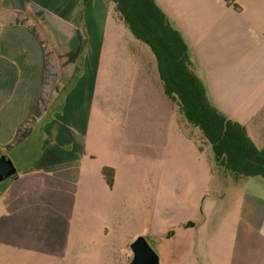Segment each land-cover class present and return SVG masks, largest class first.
Masks as SVG:
<instances>
[{"label": "crops", "instance_id": "obj_1", "mask_svg": "<svg viewBox=\"0 0 264 264\" xmlns=\"http://www.w3.org/2000/svg\"><path fill=\"white\" fill-rule=\"evenodd\" d=\"M154 1L182 36L194 73L193 50L204 53L210 103L242 125L264 154V0H188L182 12L169 0ZM118 19L109 0L84 6L81 0H0V157L12 153L20 165L0 189V264L23 258L111 264L100 244H87L91 230L89 224L86 233L84 220L93 212L112 220L117 209L110 196L115 171L109 186L102 175L109 167L97 168L90 154L97 134L90 128L97 118L93 109L100 104L97 74L119 78L138 68L163 94L154 56L146 45L148 50L134 44ZM163 96L172 119L178 109ZM196 148L203 153L201 144ZM246 181L235 192L216 186L203 219L193 223L196 264H264V179ZM219 192L223 196L215 198ZM150 232L133 231L127 248ZM93 234L105 239L109 228L95 227ZM126 253L129 264L130 249Z\"/></svg>", "mask_w": 264, "mask_h": 264}, {"label": "rangeland", "instance_id": "obj_2", "mask_svg": "<svg viewBox=\"0 0 264 264\" xmlns=\"http://www.w3.org/2000/svg\"><path fill=\"white\" fill-rule=\"evenodd\" d=\"M169 1L179 12L188 4V0ZM119 22L135 45L147 49L121 20ZM193 69L207 90L212 76L204 53L200 54L196 48L193 50ZM133 71L122 73L119 78L118 74L109 71L97 74L95 94L100 104L93 109L97 118L95 122L91 121L90 128L97 134L91 138L89 147L93 152L90 154L97 157L94 163L97 168L107 165L115 171L110 196L117 209L112 220L97 212L85 215L86 233L89 224L91 230L86 242L91 246L100 244L103 254H111V264H128L126 245L129 237L140 227H147L150 234L140 236L146 239L161 264H174L175 261V264H196L193 242L198 239L193 234V223L203 219L201 210L207 209L215 187L221 186L223 193L230 187L235 192V188L244 187L247 181L231 180L223 184L218 177H213L207 161L211 157L210 148L198 129L181 125L178 111L173 112L172 119L166 116L161 102L164 96L158 83L153 78H144L138 68ZM57 118L55 116L54 121L58 122ZM59 129H62L61 125ZM196 142L204 147L203 153L197 150ZM7 158L18 171L20 165L12 159V153H7ZM4 184L6 181L0 183V189ZM247 187L248 183L244 189ZM220 192L215 198L223 196ZM102 205L100 203L101 208ZM95 227L96 230L109 228V236L102 240L94 238ZM187 228L192 229L189 232ZM168 233L175 235L169 238ZM162 254L170 255V259L162 262ZM3 264L15 263L7 260ZM16 264L48 262L23 258Z\"/></svg>", "mask_w": 264, "mask_h": 264}, {"label": "trees", "instance_id": "obj_3", "mask_svg": "<svg viewBox=\"0 0 264 264\" xmlns=\"http://www.w3.org/2000/svg\"><path fill=\"white\" fill-rule=\"evenodd\" d=\"M87 1L81 0V5ZM109 1L132 36L154 56L163 94L176 105L188 127L198 129L209 146L213 173L224 183L264 179V154L254 146L242 125L228 119L210 103L204 84L191 69L182 36L155 1ZM102 175L111 186L114 171L103 168Z\"/></svg>", "mask_w": 264, "mask_h": 264}, {"label": "water", "instance_id": "obj_4", "mask_svg": "<svg viewBox=\"0 0 264 264\" xmlns=\"http://www.w3.org/2000/svg\"><path fill=\"white\" fill-rule=\"evenodd\" d=\"M16 170L9 158L0 157V182L15 175ZM131 261L129 264H159L157 254L151 249L143 236L136 237L129 246Z\"/></svg>", "mask_w": 264, "mask_h": 264}]
</instances>
